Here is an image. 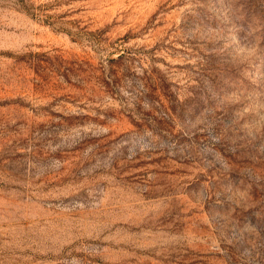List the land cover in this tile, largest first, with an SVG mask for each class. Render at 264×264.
<instances>
[{
  "label": "rangeland",
  "instance_id": "1",
  "mask_svg": "<svg viewBox=\"0 0 264 264\" xmlns=\"http://www.w3.org/2000/svg\"><path fill=\"white\" fill-rule=\"evenodd\" d=\"M0 264H264V0H0Z\"/></svg>",
  "mask_w": 264,
  "mask_h": 264
}]
</instances>
